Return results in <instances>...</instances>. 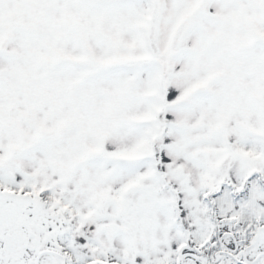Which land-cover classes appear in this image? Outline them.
<instances>
[{
  "label": "snow or ice",
  "instance_id": "6c2138e0",
  "mask_svg": "<svg viewBox=\"0 0 264 264\" xmlns=\"http://www.w3.org/2000/svg\"><path fill=\"white\" fill-rule=\"evenodd\" d=\"M0 264H264V0H0Z\"/></svg>",
  "mask_w": 264,
  "mask_h": 264
}]
</instances>
